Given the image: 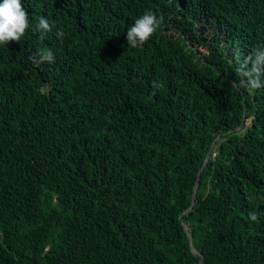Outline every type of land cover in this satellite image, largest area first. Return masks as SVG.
<instances>
[{
    "label": "trees",
    "instance_id": "1",
    "mask_svg": "<svg viewBox=\"0 0 264 264\" xmlns=\"http://www.w3.org/2000/svg\"><path fill=\"white\" fill-rule=\"evenodd\" d=\"M22 4L0 45V264H264V87L232 84L264 0ZM149 8L164 23L131 48Z\"/></svg>",
    "mask_w": 264,
    "mask_h": 264
},
{
    "label": "clouds",
    "instance_id": "2",
    "mask_svg": "<svg viewBox=\"0 0 264 264\" xmlns=\"http://www.w3.org/2000/svg\"><path fill=\"white\" fill-rule=\"evenodd\" d=\"M158 10L146 9L142 15L135 19L134 23L127 28L126 43L131 48H141L152 37L164 23V15L157 14ZM30 27L29 13L24 8L22 0H0V45L10 42L19 43L26 30ZM54 24L44 17L38 18L36 31L40 33L43 40L46 33L53 30ZM56 36L63 38L64 31L57 30ZM34 63H53L54 53L50 48L39 49L32 57ZM236 69L240 77L238 81H233V87L246 89L249 92L264 87V49L253 48L250 53L240 58ZM162 85L153 82L151 96ZM249 219L256 221L258 215L255 211L249 213Z\"/></svg>",
    "mask_w": 264,
    "mask_h": 264
},
{
    "label": "water",
    "instance_id": "3",
    "mask_svg": "<svg viewBox=\"0 0 264 264\" xmlns=\"http://www.w3.org/2000/svg\"><path fill=\"white\" fill-rule=\"evenodd\" d=\"M195 190H196V188H194V193L192 194V199H191L192 202L194 201ZM186 212H187V210L184 212V214H185ZM183 225H184L185 229L188 230V239H189V246H190V249H191L192 251L196 252V251L192 248V246H191V237H192V233H191V231H190V226H189V224L186 223V222H183ZM200 263H201V262H200ZM200 263H199V264H200Z\"/></svg>",
    "mask_w": 264,
    "mask_h": 264
}]
</instances>
